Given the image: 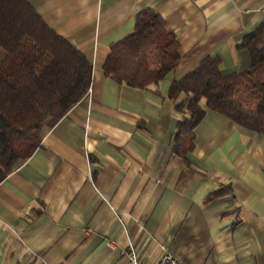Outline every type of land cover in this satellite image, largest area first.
Instances as JSON below:
<instances>
[{
	"label": "crops",
	"instance_id": "0c3cea01",
	"mask_svg": "<svg viewBox=\"0 0 264 264\" xmlns=\"http://www.w3.org/2000/svg\"><path fill=\"white\" fill-rule=\"evenodd\" d=\"M29 2L91 77L0 180V264H128L129 245L148 262L167 248L186 264H264V133L205 107L181 156L172 146L187 97L167 95L206 55L223 74L245 68L236 44L264 21V0ZM144 7L175 32L179 60L144 86L117 82L103 61Z\"/></svg>",
	"mask_w": 264,
	"mask_h": 264
},
{
	"label": "trees",
	"instance_id": "16d2710c",
	"mask_svg": "<svg viewBox=\"0 0 264 264\" xmlns=\"http://www.w3.org/2000/svg\"><path fill=\"white\" fill-rule=\"evenodd\" d=\"M236 45L248 50L245 68L223 74L218 57L206 55L169 85V97L181 90L187 97L188 113L176 121L172 146L181 156L193 147V127L205 107L264 133V21ZM178 48L163 17L144 7L136 12L133 29L109 45L103 72L117 82L144 86L176 65ZM91 66L29 0H0V180L40 144V127L56 121L86 91ZM220 192L214 189L206 198Z\"/></svg>",
	"mask_w": 264,
	"mask_h": 264
},
{
	"label": "built area",
	"instance_id": "2783aa9c",
	"mask_svg": "<svg viewBox=\"0 0 264 264\" xmlns=\"http://www.w3.org/2000/svg\"><path fill=\"white\" fill-rule=\"evenodd\" d=\"M128 264H186L184 261L173 255L167 248H163L162 253L155 262H148L143 259L132 245L127 250Z\"/></svg>",
	"mask_w": 264,
	"mask_h": 264
}]
</instances>
